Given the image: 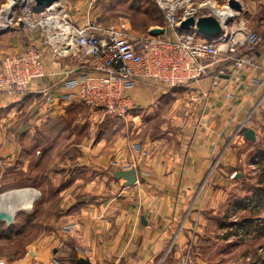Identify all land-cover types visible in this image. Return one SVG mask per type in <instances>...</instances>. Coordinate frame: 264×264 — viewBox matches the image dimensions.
<instances>
[{
    "label": "crops",
    "instance_id": "0c3cea01",
    "mask_svg": "<svg viewBox=\"0 0 264 264\" xmlns=\"http://www.w3.org/2000/svg\"><path fill=\"white\" fill-rule=\"evenodd\" d=\"M239 1L242 10L231 9V22L222 30L237 33L239 38L249 31L258 33L260 40L254 48L246 47L238 52L244 56L254 54L252 64L235 68L232 61L226 59V54L219 53L207 74L187 87L165 88L142 79L129 92L132 105L129 114L110 117L106 121L103 114L92 112L91 108L88 109L90 119L66 117L68 109L77 110L81 103L75 98L56 104L44 102L43 87L62 93L72 91L60 87L59 82L69 79L72 72L82 65L79 48L74 41L69 54L60 56L45 44V34L40 25L32 29L24 24L15 31L8 52L39 48L48 74L26 90L0 92V111L6 114L0 116V122L14 120V112L22 114L27 109L30 111V116L21 118L23 120L18 127L22 140L28 138L29 144L22 143L20 146L18 143V149H12L15 153L2 148L1 159L11 157V165L21 163L25 171L31 165L32 172L40 171L44 164H41L37 152L42 147L37 145L35 132L42 122L53 123L58 127L51 133L57 129L62 132L55 135L48 147L53 156L49 164L54 166L55 163L57 170L62 168L66 173H76L70 184L63 187L71 191L75 188L82 191L93 187L97 189V194L93 196L86 195L87 192L77 196L78 192H74L69 203L72 208L63 216V227L75 224V228L66 234L63 230L50 234V238L54 237L58 242L57 245L51 246L48 242L31 245L28 248L31 257L26 254L20 260L21 264H52L51 260L55 258L60 264H79L81 257L89 259L91 264H185V257L192 256L190 242L196 234L191 229L195 221L203 218L202 211L219 201L212 194L211 177L207 175L212 173L216 177V174H222L221 171L226 173L224 166L232 164L235 154L234 143L245 141L239 132L252 127L250 118L254 108L255 113L260 107L264 108V0ZM211 2L221 8L228 4V0ZM87 4L86 0H59L52 10L58 14L56 20L65 16L81 26L89 14ZM207 16H212L209 10ZM78 19L80 23L76 22ZM55 32L58 34L56 43L60 44L64 32L61 28ZM160 35L169 36L165 31ZM225 85L229 87L230 97L224 95ZM178 91L194 99L182 105L197 108L189 119L181 121L184 133L177 135L178 141L168 131L160 138L145 141L139 136L122 134L118 126L120 123L123 125L130 120L132 125L136 124L138 114L134 111L152 109L154 105L158 107L163 99L173 97ZM181 122L177 120L176 124ZM255 132L258 134L256 129ZM93 140L96 142L89 144ZM64 145L66 149L62 152ZM6 147L10 148L11 144ZM57 156L64 159L56 160ZM130 168L137 170L136 184L124 186L118 195L115 193L105 198V192L115 190L117 185H126L113 180L107 182L108 172ZM86 172H96L97 177L88 178ZM101 173H105L103 178L98 177ZM84 176L87 178L84 179ZM184 249H188V254L184 253ZM195 255V261L193 257L189 264H206Z\"/></svg>",
    "mask_w": 264,
    "mask_h": 264
},
{
    "label": "rangeland",
    "instance_id": "374dc122",
    "mask_svg": "<svg viewBox=\"0 0 264 264\" xmlns=\"http://www.w3.org/2000/svg\"><path fill=\"white\" fill-rule=\"evenodd\" d=\"M9 1L0 0V14ZM86 1L88 3L86 11L89 13L90 18L95 20V24L98 27L109 28L119 26L128 29L133 34H139L149 32V30L161 27L164 24L163 13L160 11L161 9H159L155 0H137L136 2H134L135 0ZM90 4H93L91 8L88 6ZM30 6L34 8L35 2H19L13 10V17L9 19L8 25L1 28L0 57L13 53V51L8 52L9 46H12L11 38L18 28L24 27V23L21 25L20 22L24 21V14ZM145 10H148V13ZM202 11L207 12L208 10L204 8V10H200L199 12ZM42 12H46L45 14L50 13L46 9L37 12L36 17L42 20L45 15ZM51 13H56V11H52ZM207 14L208 12L196 15L194 19L198 20L200 17H203L201 15L207 16ZM228 15H230L229 10ZM212 17L216 18L215 15H212ZM76 22L80 23L79 19ZM171 33L170 30L167 31V34L170 35ZM80 58L82 60L83 57L80 56ZM74 61L78 62V59L74 58ZM83 62L82 60V64ZM206 74L207 71L205 72ZM184 87L187 86L184 85ZM192 101H194L193 98L191 100L186 93L178 91L173 97L163 99V105L159 104L158 107L154 105L152 109L134 111L138 114L135 126L128 120L123 125L120 123L118 125L119 129L122 131V134L131 135L132 137L139 136L142 141L160 138L168 131L178 141L177 135L184 133L183 122L189 119L193 112L197 111V108L194 109L192 106L182 104ZM36 102L38 103L39 99ZM77 108V110L75 108L68 109L66 117L74 118L75 116H79L85 120L90 119L89 107L81 102ZM254 111L255 108L251 112L254 114L250 118L252 127L249 129L254 128V131L256 129L258 134L255 132V138L250 139L243 134L245 129H242L239 133L243 135L245 141L239 140L234 143L235 154H233L231 159L232 164L224 166L226 167V173L221 171L222 174H216V177L212 173L207 175L211 177L212 194L217 196V200L219 201H216L209 209H204L205 211H202L203 218L200 221H195L196 224L191 230L196 235L193 242H190L191 246L189 245L192 256L188 255V257H185V264L193 261L194 254L200 260L206 262V264H264V206L257 207L252 200L255 188L260 186L259 182L264 178V108L260 107L256 113ZM19 112L12 114L14 120H11V122L7 120H1L0 122V151H2V148H5V151L15 153L12 149H18V143L20 146L22 143L29 144L27 142L28 138L22 140L21 131L18 127L21 125V120L27 119L30 116V111L27 109L22 114ZM92 112L103 114L105 121L110 118L103 110L93 109ZM1 115L6 116L3 111H0ZM177 120L183 122L177 125ZM40 125L37 132H35L37 145H39L38 147L40 145L42 147L37 152L41 157V164H44L40 171L32 172L31 165L27 169L25 168V171L21 163L11 165V157L9 159H1L0 157V198L7 192L20 188L33 189L31 187L35 185L39 186L36 190L40 194L32 210H20L15 214L13 225L7 224L6 221H0V259L5 260L8 264H21L20 260L26 254L28 257H31L28 251L31 245L39 246L47 242L51 246L57 245L58 242L54 240L55 238H50L52 234L62 230L65 232L64 234L71 232L64 229L66 226L63 227L65 222L63 216L72 208L69 203L71 202V195L74 192H78L77 196H81V192H87L86 195L90 196L97 194V189L94 187L84 191L77 188L71 191L67 187H63L70 184L69 181L76 173H66L62 168L57 170L54 167L55 163L54 166L49 164V162L53 161V156L52 150L48 151V147L52 145L55 135L59 131L62 132V130L57 129L51 133L58 126L53 123L47 124L43 122ZM28 127L31 129L30 126ZM48 134L50 135L48 136ZM245 138L248 140L246 141ZM95 142V140L89 141V144H94ZM8 143L11 144L10 148L6 147ZM63 147L62 152L66 149V145ZM4 156L7 155L4 154ZM59 159L63 160L64 157L60 158V156H57L56 160ZM58 163L57 166L60 167ZM116 163L118 164V162ZM110 172L106 175L107 182L113 180L117 184H120V182L125 184L124 179H117L114 173ZM86 174L88 178L92 176L94 178L97 177L96 172H86ZM103 176H105V173L98 175L100 178H103ZM83 178L86 179L87 177L84 176ZM124 186L131 185H117L115 190L104 193L105 198L111 197L110 195L115 193L118 195ZM100 196L103 195L100 194ZM0 209H3L1 205ZM187 250L185 251L184 249V253L188 254ZM56 261L59 260L56 259ZM51 263L53 264L52 260Z\"/></svg>",
    "mask_w": 264,
    "mask_h": 264
},
{
    "label": "built area",
    "instance_id": "2783aa9c",
    "mask_svg": "<svg viewBox=\"0 0 264 264\" xmlns=\"http://www.w3.org/2000/svg\"><path fill=\"white\" fill-rule=\"evenodd\" d=\"M155 1L164 13V31L172 32L167 37L150 32L133 34L119 26L98 27L89 14L85 24L78 26L65 16L56 20L58 14L51 13L53 7L46 8L49 14L42 12L45 14L43 20H37L33 7L27 8L23 17L24 24L32 29L40 25L45 34V44L51 46L56 55H68L74 41L84 61L69 79L59 82L60 87L72 89L71 93L43 87L41 92L44 102L56 104L75 98L91 109L103 110L108 116L119 118L131 109L129 92L142 79L165 88L188 85L202 78L217 55L224 51L227 53L226 59L232 61L235 68L254 62V54L244 56L238 52L258 44L260 38L256 31H249L243 38H239L237 33L222 30L218 38L213 39L196 26H182L196 15L206 14L208 11H199L207 8L226 28L225 22L230 15L223 14L222 17L216 13L211 0ZM224 8L231 10L229 5ZM57 28L64 32L60 44L56 43ZM222 45L226 46V50L221 48ZM220 73L224 71L220 70ZM47 74L44 56L39 48L30 47L5 54L0 57V92L26 90ZM227 86L223 88L224 95L230 97L231 92ZM74 228L75 224H68L64 229L72 231ZM52 261L53 264H60L56 259ZM0 264L8 263L0 259Z\"/></svg>",
    "mask_w": 264,
    "mask_h": 264
},
{
    "label": "water",
    "instance_id": "95a60500",
    "mask_svg": "<svg viewBox=\"0 0 264 264\" xmlns=\"http://www.w3.org/2000/svg\"><path fill=\"white\" fill-rule=\"evenodd\" d=\"M35 6L33 8L34 12H41L44 11L46 8H51L55 4L59 2V0H34ZM228 5L230 9L241 11L242 4L239 0H228ZM17 7V5H16ZM13 17V14L9 15V19ZM232 18H228L225 22V25L231 22ZM21 25H23L24 21L22 20ZM189 25L196 26L199 31L205 32L207 34L215 33L217 35L221 34L222 32V25L220 21L212 16L207 17H200L198 20L194 18L189 19L188 21L183 23V27H188ZM182 30L184 28H181ZM1 30V28H0ZM164 32V29L161 27L153 28L150 30L151 34L160 35ZM224 77H228L225 75ZM244 135L247 138L254 139L255 138V131L253 129H247L244 132ZM114 175L117 179H124L126 185H133L138 181L137 170L136 168H130L126 170H117L114 172ZM240 175V174H237ZM239 177V176H238ZM17 212V211H16ZM16 212H12L9 210H2L0 209V221H6L7 224H12L14 222V217ZM142 221L146 224L144 217H142ZM79 264H91L89 259L81 257L78 259Z\"/></svg>",
    "mask_w": 264,
    "mask_h": 264
},
{
    "label": "bare ground",
    "instance_id": "6f19581e",
    "mask_svg": "<svg viewBox=\"0 0 264 264\" xmlns=\"http://www.w3.org/2000/svg\"><path fill=\"white\" fill-rule=\"evenodd\" d=\"M31 0H10L8 4L4 7L2 13L0 14V28H4L9 23V15L13 14V10L18 5L19 2H26ZM214 5V11L218 13L220 16L223 17V14L228 16V13L226 11L227 8H221L216 6L213 2H211ZM52 8V7H51ZM57 19V17H56ZM62 28L65 26L63 24H60ZM66 28V27H65ZM66 31L67 28L65 29ZM205 33V32H204ZM210 38L217 39L218 36L215 33L207 34ZM220 46V45H219ZM226 46L222 45L221 48L223 50ZM223 54L227 53L224 51ZM214 64V62L212 63ZM39 192L36 189H17L10 192H7L4 194L0 199V205L2 206V210H9L12 212L20 211V210H32L34 206L35 200L39 197ZM17 213V212H16Z\"/></svg>",
    "mask_w": 264,
    "mask_h": 264
},
{
    "label": "trees",
    "instance_id": "16d2710c",
    "mask_svg": "<svg viewBox=\"0 0 264 264\" xmlns=\"http://www.w3.org/2000/svg\"><path fill=\"white\" fill-rule=\"evenodd\" d=\"M137 0H135L134 2H136ZM157 4V3H156ZM158 5V4H157ZM159 7V6H158ZM159 9H161L159 7ZM162 13L163 11L160 10ZM146 13H148V10H145ZM163 17H164V13H163ZM165 26V18H164V24L161 26V28H163ZM164 29V28H163ZM144 33H148V32H144ZM181 86H177V87H172V88H178ZM85 105V104H84ZM130 111V110H129ZM128 111V112H129ZM260 186H257L253 192V196H252V200L255 203V206H264V178L261 179V181L259 182ZM13 225V224H12ZM12 225L10 226V229L12 227Z\"/></svg>",
    "mask_w": 264,
    "mask_h": 264
}]
</instances>
